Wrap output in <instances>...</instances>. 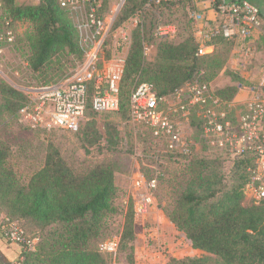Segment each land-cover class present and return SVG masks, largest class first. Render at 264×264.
<instances>
[{
    "label": "trees",
    "instance_id": "1",
    "mask_svg": "<svg viewBox=\"0 0 264 264\" xmlns=\"http://www.w3.org/2000/svg\"><path fill=\"white\" fill-rule=\"evenodd\" d=\"M189 1L157 5L154 0H126L115 27L131 17L137 18L139 26L133 33L120 86L119 113L125 117L130 118V96L137 79L148 83L156 95L168 97L196 81L211 86L228 61L230 50H217L237 40L211 38L206 45L212 51L201 55L202 43L192 32L178 42L159 41L155 60L146 61L144 49L147 41L154 40L156 14L170 12L178 5L190 4ZM92 2L101 4L98 15L106 18L108 0ZM0 3L13 20L16 49L30 50L34 72L51 69L64 56L75 55L81 64L84 62L88 48L82 43L71 11L62 8L59 0H39L35 5H21L16 0H0ZM260 13L263 17L262 9ZM234 79L242 81L238 76ZM238 91V86L213 89L214 96L230 110L233 122L235 110L231 106ZM0 93L3 116L15 115L29 103L25 94L4 82H0ZM95 114L98 113L93 109L89 91L85 116ZM202 124V118L193 113L191 136L199 142V147L188 156L162 152L145 130L149 138L147 156L155 162L165 159L183 166L171 181L175 200L167 215L185 233L194 249L206 253L201 257L173 259L169 264H264V201L251 206L243 203L244 189L252 179L251 170L257 165V157L251 152L231 159L226 151L209 148L199 139ZM106 134L107 150L116 151L119 136L116 126H109ZM81 137L85 147L100 142L102 135L96 119L88 118ZM12 154V147L0 141V216L7 227L13 224L21 227L27 239L23 223L27 222L38 235L30 238L38 239L33 251L22 245V264H105L102 254L89 244L109 226L110 218L117 212L118 187L113 166L100 165L79 174L57 152H51L43 167L25 183L13 168ZM226 162L231 166L227 167ZM144 177L156 180L158 191L159 174ZM133 239V217L127 216L121 243Z\"/></svg>",
    "mask_w": 264,
    "mask_h": 264
},
{
    "label": "built area",
    "instance_id": "2",
    "mask_svg": "<svg viewBox=\"0 0 264 264\" xmlns=\"http://www.w3.org/2000/svg\"><path fill=\"white\" fill-rule=\"evenodd\" d=\"M182 1L186 0H154V3ZM207 2L215 12L214 22L206 21L198 11L192 13L197 24L196 36L202 43L201 55L210 52L209 49L212 51L206 42L214 37L248 40L257 34L264 35V18L259 7L250 0ZM59 3L72 14H84L76 24L82 43L88 48L84 62L67 83L28 90L29 103L20 111V116L21 121L33 129L76 133L85 118L89 91L96 113L119 112L120 86L127 56L116 52L106 54L112 44L128 46L131 31L127 29V23L115 27L113 16L101 18L98 15L101 4L95 5L92 0H59ZM201 22H205L203 29L199 27ZM137 23L136 18L133 26ZM176 33L174 25H160L156 30V35L161 38H172ZM14 49L13 20L0 3V56ZM262 73L258 85L249 89V96L241 103L242 109L238 112L233 107L235 122L229 117L230 110L214 96L213 88L198 81L168 97L156 95L148 83L138 84L130 96V121L148 131L162 152L188 156L199 147L190 130V117L197 113L203 120L199 139L209 148L226 151L231 159L251 152L256 155L258 162L251 170L252 179L245 187L244 195L258 204L264 201V71ZM135 185L141 190L135 211L140 216L148 215L156 200L157 181L147 180L139 172ZM5 233L10 241L24 245L26 250L35 249V241H27L18 225L6 226ZM116 247V242L107 241L101 245V251L111 253Z\"/></svg>",
    "mask_w": 264,
    "mask_h": 264
},
{
    "label": "rangeland",
    "instance_id": "3",
    "mask_svg": "<svg viewBox=\"0 0 264 264\" xmlns=\"http://www.w3.org/2000/svg\"><path fill=\"white\" fill-rule=\"evenodd\" d=\"M21 5H35L39 0H16ZM207 0H190V4L178 5L172 11H164L156 14L153 26L154 40L147 41L144 49V57L147 62L155 60L157 44L159 41L178 42L188 35V32L196 34L197 24L192 19L195 11L205 12L199 7ZM264 9V0H253ZM109 7L104 15L115 17L116 23L126 0H108ZM207 3V2H206ZM200 9L202 11H200ZM264 13V12H263ZM72 17L77 24V19L82 20L84 14L75 13ZM136 17H131L127 23L131 31V42L128 46L119 47L112 44L106 55L116 52L128 56L132 45L134 31L139 24L133 26ZM175 24L177 33L174 38H161L156 35L160 25ZM229 52V59L222 70L211 81L212 88L220 90L229 86H238L236 96L244 93L246 100L251 88L257 86L264 71V35L257 34L248 40H237L231 45L220 47L217 51ZM30 50L14 49L0 56V82H4L15 90L26 92L45 86L64 84L70 81L76 70L81 66L80 59L75 56H64L59 59L49 70L34 72L30 66ZM238 76L242 81H234ZM140 84L137 79L132 86L134 89ZM236 100V99H235ZM2 96L0 93V104ZM240 111L241 103H234L232 109ZM97 121L98 129L102 135L100 142L93 147H85L81 137V130L86 125L88 118ZM116 126L118 146L116 151L109 152L106 147V129ZM0 141L12 147L11 163L20 179L27 183L30 178L40 170L51 152H57L65 163L75 173H85L100 165H111L116 170V185L118 192L115 199L117 212L110 218L109 226L105 228L99 237L89 244L91 249L99 251L105 259V264H169L173 259L201 257L206 253L193 248L191 241L185 233L178 230L169 219L167 211L174 204L175 191H172L171 181L182 170L181 163L161 160L155 162L147 156L149 138L144 128L135 126L130 118L122 113H106L85 116L79 132H70L61 129L41 130L33 129L21 121L20 112L15 115H2L0 108ZM230 167L231 163L226 162ZM153 177L159 174V189L155 193L156 200L148 215L140 216L135 211L137 196L141 191L135 185L138 173ZM245 206L254 205L250 196L244 195ZM127 216L133 217L134 239L130 243H121V237ZM23 223V222H22ZM27 230V241L38 236L30 230V225L23 223ZM31 238V239H30ZM107 241L117 244L116 251L111 253L101 251V245ZM13 263L22 264L23 247L14 245Z\"/></svg>",
    "mask_w": 264,
    "mask_h": 264
},
{
    "label": "flooded vegetation",
    "instance_id": "4",
    "mask_svg": "<svg viewBox=\"0 0 264 264\" xmlns=\"http://www.w3.org/2000/svg\"><path fill=\"white\" fill-rule=\"evenodd\" d=\"M262 12H264V9ZM263 17H264V13H263ZM5 231H6V226L3 224L0 218V264H12L13 254L15 249L14 245L18 246L19 244L10 241L6 237Z\"/></svg>",
    "mask_w": 264,
    "mask_h": 264
},
{
    "label": "crops",
    "instance_id": "5",
    "mask_svg": "<svg viewBox=\"0 0 264 264\" xmlns=\"http://www.w3.org/2000/svg\"><path fill=\"white\" fill-rule=\"evenodd\" d=\"M250 1L253 2L254 4H256L259 7V9L261 10V6L258 3H255L253 0H250ZM206 2H203V4L199 5L200 8H202L203 10H206L205 12H200V13L203 14L206 21H211L210 23H212V22H214L216 15H215V12L210 8V4L208 2L207 3ZM200 11H202V10L200 9ZM204 25H205V22L199 23V27L201 29H203ZM208 51H211V49H209ZM244 96H245L244 93L239 94L235 100V104L236 103H242Z\"/></svg>",
    "mask_w": 264,
    "mask_h": 264
},
{
    "label": "water",
    "instance_id": "6",
    "mask_svg": "<svg viewBox=\"0 0 264 264\" xmlns=\"http://www.w3.org/2000/svg\"><path fill=\"white\" fill-rule=\"evenodd\" d=\"M262 9V8H261ZM262 11H263V9H262Z\"/></svg>",
    "mask_w": 264,
    "mask_h": 264
}]
</instances>
